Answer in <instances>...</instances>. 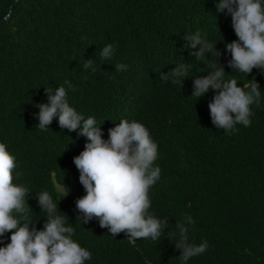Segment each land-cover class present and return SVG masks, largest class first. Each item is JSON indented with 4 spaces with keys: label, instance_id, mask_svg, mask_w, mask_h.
<instances>
[{
    "label": "trees",
    "instance_id": "obj_1",
    "mask_svg": "<svg viewBox=\"0 0 264 264\" xmlns=\"http://www.w3.org/2000/svg\"><path fill=\"white\" fill-rule=\"evenodd\" d=\"M220 0H0V143L15 157L13 183L26 196L28 220L43 230L47 212L38 194L58 203L68 218L72 239L92 254L84 264H182L176 222L189 227V242L207 241L205 253L186 264H264V69L250 74L228 66L226 44L237 41L231 14L217 11ZM264 6V0H261ZM200 33L221 53L222 80H237L247 92L257 82L260 106L251 105L250 127L226 133L211 119L209 103L218 90L192 95L194 78L215 71L208 53L197 60L185 36ZM112 44L108 61L100 50ZM94 60L95 73L85 69ZM117 64L127 65L116 71ZM186 65L188 77L175 83L159 79ZM65 81L70 82L71 89ZM67 91L68 103L85 119L94 117L102 139L121 120L143 124L157 144L154 166L160 179L149 189L148 210L168 218L161 240L129 242L125 232L112 236L99 219L77 220L76 202L87 193L74 158L85 150L79 129H61L58 117L41 131L38 104L46 89ZM234 115V114H233ZM17 173L19 174L17 176ZM191 216L194 225H187ZM12 230L0 236L10 243ZM169 232V237H168Z\"/></svg>",
    "mask_w": 264,
    "mask_h": 264
},
{
    "label": "clouds",
    "instance_id": "obj_2",
    "mask_svg": "<svg viewBox=\"0 0 264 264\" xmlns=\"http://www.w3.org/2000/svg\"><path fill=\"white\" fill-rule=\"evenodd\" d=\"M217 11L227 9L232 17V25L238 37L237 41L226 44V50L232 59L228 66L239 72L250 74L253 68L264 69V6L261 0H220ZM190 47L200 46L193 52L197 60L208 53L216 58L215 71L209 75L194 78L192 95L200 98L209 89L218 90V94L209 103L213 124L226 133L237 131L236 125L251 126L253 115L251 105L260 106L261 90L255 81L250 90L237 86V80L223 81V66L217 62L221 55L215 45L201 38L199 32L185 36ZM115 49L112 44L104 46L99 52L103 61L110 60ZM85 69L95 73L94 60L88 59ZM127 65L117 64L116 71H126ZM188 77L186 65L176 66L167 74L160 72L159 79L173 83ZM68 84L71 89V84ZM48 103L38 104V128L49 129L53 119L58 117L61 129L76 131L86 137L85 150L74 158V164L80 171V182L86 195L77 200L76 205L83 215L77 220L88 223L93 217L99 219L102 228H108L113 237L121 232L129 235V242L135 244L138 239L151 238L161 240L164 229L168 228V218L157 219L148 212L151 201L149 189L160 179L161 169L154 166L158 156L157 144L149 130L141 123L121 120L109 129V139H102L101 127L94 117L85 119L69 105L64 86L55 89L54 94L46 89ZM234 114V115H233ZM17 167L15 157L0 143V236L12 232L10 243L0 247V264H84L92 254L74 242V228L65 226L68 218L65 214H56L58 203L47 192L38 194V203L42 211L47 212V221L43 230H37L32 223L24 222L13 216V212L24 214L21 219L27 221L30 210L26 196L31 192L24 186L13 183V170ZM19 174L17 173V176ZM187 225H194L191 216H186ZM179 240L175 246L181 249L182 264L195 256L205 253L207 241L199 244L189 242V227L176 222ZM169 237V232H168Z\"/></svg>",
    "mask_w": 264,
    "mask_h": 264
}]
</instances>
